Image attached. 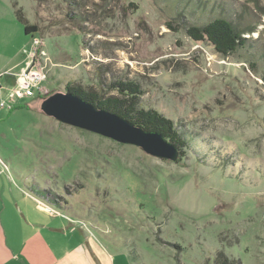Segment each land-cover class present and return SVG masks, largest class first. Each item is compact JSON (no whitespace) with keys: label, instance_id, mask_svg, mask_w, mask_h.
I'll list each match as a JSON object with an SVG mask.
<instances>
[{"label":"rangeland","instance_id":"obj_1","mask_svg":"<svg viewBox=\"0 0 264 264\" xmlns=\"http://www.w3.org/2000/svg\"><path fill=\"white\" fill-rule=\"evenodd\" d=\"M216 17L244 30L231 55L185 31ZM0 71V160L72 220L71 241L99 240L116 264H264V0H0ZM117 80L185 136L177 160L40 108L67 85L117 95ZM21 248L0 245V264L44 263Z\"/></svg>","mask_w":264,"mask_h":264},{"label":"crops","instance_id":"obj_2","mask_svg":"<svg viewBox=\"0 0 264 264\" xmlns=\"http://www.w3.org/2000/svg\"><path fill=\"white\" fill-rule=\"evenodd\" d=\"M4 75L0 71V90ZM17 177L0 160V245L4 247L3 252L15 254L26 246L24 252L43 264H116L111 249L99 240L77 237L71 241V233L78 227L70 225V219L67 224L64 217L55 222V217L63 213L45 205L44 196L22 188Z\"/></svg>","mask_w":264,"mask_h":264},{"label":"trees","instance_id":"obj_3","mask_svg":"<svg viewBox=\"0 0 264 264\" xmlns=\"http://www.w3.org/2000/svg\"><path fill=\"white\" fill-rule=\"evenodd\" d=\"M16 19L24 26L26 34L38 31V27L29 24L20 9L14 11ZM172 26L171 23H167ZM187 35L195 41H207L214 50L222 56L234 53L245 44L246 39L242 36L244 30L236 27L230 20L224 17H216L203 25H190L185 28ZM36 62L33 57L32 64ZM117 95H103L95 91L85 90L81 86L67 85L66 90L92 104L93 106L121 116L132 124L141 127L145 131H155L161 133L166 140L175 145L180 155L187 144L185 136L176 128L174 122L155 109H148L139 106L138 95L141 93L137 82L117 80L109 84ZM40 196L45 192L39 191ZM38 194V193H37ZM218 264L226 262L227 259L218 256Z\"/></svg>","mask_w":264,"mask_h":264},{"label":"water","instance_id":"obj_4","mask_svg":"<svg viewBox=\"0 0 264 264\" xmlns=\"http://www.w3.org/2000/svg\"><path fill=\"white\" fill-rule=\"evenodd\" d=\"M41 110L56 120L110 137L122 143L141 146L151 155L177 160L179 149L155 131H145L128 120L99 109L71 92H55L42 100Z\"/></svg>","mask_w":264,"mask_h":264},{"label":"built area","instance_id":"obj_5","mask_svg":"<svg viewBox=\"0 0 264 264\" xmlns=\"http://www.w3.org/2000/svg\"><path fill=\"white\" fill-rule=\"evenodd\" d=\"M40 78V73H39V70L37 69H34V70H31L29 69L27 71V73H25L23 75V78H22V81L21 83H19L18 87L19 89L18 90H15V94H20L22 96H27V95H32L33 93V87L31 86H34L35 84H37L38 80ZM18 95V96H20ZM16 96V95H15ZM14 96L12 95V98ZM5 103L3 102H0V107H4Z\"/></svg>","mask_w":264,"mask_h":264}]
</instances>
